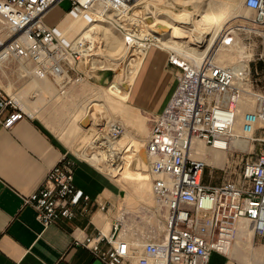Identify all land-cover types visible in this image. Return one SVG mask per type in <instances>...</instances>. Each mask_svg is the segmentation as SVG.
<instances>
[{
	"label": "built area",
	"instance_id": "built-area-1",
	"mask_svg": "<svg viewBox=\"0 0 264 264\" xmlns=\"http://www.w3.org/2000/svg\"><path fill=\"white\" fill-rule=\"evenodd\" d=\"M61 1L0 0V60L28 65L32 75L52 81L63 94L87 77L78 62L92 55L93 41L83 36L66 41L58 37L56 25L44 21ZM139 1L68 0V10L82 18L91 14L108 21L123 34L127 45L147 49L155 43L132 31L131 21L137 19L130 14ZM243 4L251 16L224 26L216 41L215 50L243 47L231 64L218 62L212 51L197 63L169 52L167 62L179 74L162 110L149 118L144 148L153 203L134 211L143 231L131 240L123 218L118 217L110 234L97 231L73 237L74 246L87 249L101 264H131V260L135 264H205L211 251L229 250L238 221L250 225L256 235H264V152L242 162L239 179L216 184L203 181L205 167L214 165L196 156L199 143L242 154L243 148L230 146V141H253L258 129L264 131V0H244ZM253 38L260 45L256 54L251 48ZM245 98L252 108L242 106ZM30 116L19 99L0 87L4 128ZM123 132V126L114 121L102 134L105 140H115ZM89 199L74 184L71 160L65 154L46 172L38 188L21 195L22 204L34 208L43 228L72 218L78 208L87 212Z\"/></svg>",
	"mask_w": 264,
	"mask_h": 264
},
{
	"label": "rangeland",
	"instance_id": "rangeland-1",
	"mask_svg": "<svg viewBox=\"0 0 264 264\" xmlns=\"http://www.w3.org/2000/svg\"><path fill=\"white\" fill-rule=\"evenodd\" d=\"M215 1L220 4L218 12L216 16L206 20L205 27L210 28V30L203 32V34L211 32L219 23H222V26L236 25L245 21L244 19L242 22H238L240 20L239 16H251V11L246 10L243 6L244 0ZM194 2L195 0H140L130 14L131 19H137L131 21L134 23L132 24L135 28V30L132 31L140 34L142 33V36L143 34L147 35L150 38L147 39V41L155 43L144 50L143 48L138 49L135 45H127L123 34L108 21L99 20L89 14V17H93L92 21L89 22V17H86V15L82 18L78 14L69 13L68 0H62L56 5L57 7L54 6L55 8L44 18L46 23L48 22L52 24L51 26H55L62 18L69 14L68 22L64 27L72 23L73 20L78 23L82 21L85 22V24L81 26V29L84 25L86 26L87 23L90 24L94 22L100 25L99 28H96L95 33L88 37L93 41L92 55L90 57L86 56L78 62L79 69L89 75L90 79L85 77L83 80L74 83L67 88L63 94L57 92L52 81L48 79H39L32 75L28 65L19 64V62L14 59L4 61V64L2 63L0 65V87L9 94L18 92V94L23 97V104L32 110V112H26L37 116L42 123L45 124L52 133L56 134L77 156L81 157L80 151L88 140L89 130L91 133L92 131L93 133L97 132L95 141L99 138H104L102 137V133L106 130L110 122L117 121L124 128L123 134L115 139L116 142L120 141L123 136L130 137L133 141L138 140L137 142L128 141L125 144L123 149L124 154L118 156L117 163L124 167L127 165L130 156H136L143 164L142 167L145 168L144 173L139 174L141 176L140 179L132 177L129 178V180H121L116 172L103 171V173L115 182L121 190L119 193L121 202L124 201L123 197L125 195V202H123L125 214L122 220V226L124 229L125 227L127 228V230H125L127 231V236L131 238V240H134L136 234L143 231L142 227L138 224L139 221L134 217L136 216L135 212H137V208L143 204L151 205L153 203L152 194L150 192L148 163L143 147L150 124L149 118L153 114L158 113L164 105L176 84L179 74L178 68H172L171 65L166 64L168 54L170 51H173L196 63L198 61L195 59L202 58L200 51L197 52L191 49L195 41L192 39L196 35L190 33L192 29L191 25L200 27L202 21H200L199 18L193 19L191 23H187L186 26L184 25L186 31L182 30L181 32L185 34H182L179 40H175L177 49L176 47L173 49L172 47L163 46L161 42L155 40L152 35H156L158 32L162 31L159 30L161 25H169L172 28L173 25L170 24L171 22H169L170 20L168 18L178 13L184 5H193ZM207 2V0L199 1L201 4ZM69 29H67L64 34H58V37L70 41L71 39L67 35ZM219 33L220 30L206 54L211 51L212 48L213 52H215L214 50L217 45L216 41H218ZM253 39L255 42L253 41L251 48L253 50L252 52L256 54L260 49V45L256 41V38ZM141 51H143L144 58L137 66L134 62L132 63V61H134L132 59L135 56H139V52ZM151 51H154L152 53L155 56L152 60L146 61V56L151 55ZM239 55L240 54H237V51L232 46L227 48L220 46L215 54L216 58L223 64H231ZM255 64H257L258 67L261 66L260 61H255ZM134 65H136V67ZM109 66L114 69L116 68V77L115 81L104 89V81L99 82L96 77L103 72H109L108 77L111 79L115 75V71L113 69H106ZM147 71L151 72V76L147 75ZM148 81L151 87L147 85ZM143 84L148 88L145 90L140 89L139 86ZM163 97L164 100L160 107L155 110L151 109L150 103L148 102L152 101V99L160 100ZM246 101H248V98H245V102ZM99 103L103 105H95ZM113 103H115L116 107H113ZM80 104L83 105V110H80L79 114H77L76 120L71 119L72 112L76 110ZM244 105L243 107L247 108V105ZM151 106L152 108H156L153 103ZM88 107L89 111L86 114V108ZM117 107L126 110L129 121L125 120L123 114L121 115L118 109H115ZM250 108H252V106H250ZM72 126L73 130H71ZM253 138H255V140L249 141V146L242 150L244 151L242 154L237 152L238 150L214 154L210 147V150L208 149V151L204 150V152H200L198 156H202L207 163L209 161H214L212 165L215 167H205L203 181L216 184L220 183L222 179H239L242 162L246 159H253L257 154L264 152V131L258 129L253 134ZM115 141L109 142L113 143ZM138 165L139 164H134V167H138ZM137 172L139 171L137 170ZM136 181L142 182V184L137 185ZM155 223L156 220L152 218L151 224L155 226Z\"/></svg>",
	"mask_w": 264,
	"mask_h": 264
},
{
	"label": "crops",
	"instance_id": "crops-1",
	"mask_svg": "<svg viewBox=\"0 0 264 264\" xmlns=\"http://www.w3.org/2000/svg\"><path fill=\"white\" fill-rule=\"evenodd\" d=\"M55 7L47 12L45 18ZM68 15L57 23L56 29L61 35L70 28L67 35L72 40L85 27L81 29L85 22L73 20L64 27ZM166 64L170 65L167 60ZM150 71H147L148 76H151ZM87 78L90 79V76L87 75ZM147 85L150 86L149 81ZM145 86L143 84L139 88L145 90L148 88ZM164 97L148 102L151 109H158ZM152 103L156 108H152ZM24 108L32 112L25 105ZM80 110H83L81 104L72 112L71 119L76 120ZM199 148L200 152L209 149L199 143L196 154H200ZM63 154L71 160L74 184L90 198L86 204L88 210L83 213L78 208L72 218L59 219L43 228L36 219L34 208L22 204L21 195L38 188L46 172ZM136 183L142 184L139 181ZM120 191L103 171L73 153L34 114L20 119L10 128L0 124V264H101L87 249L74 246L73 237L82 238L97 231L110 234L113 221L118 217L124 218L125 214V195L121 202ZM236 228L237 233L229 250L226 253L211 251L205 264H264V235H256L244 221H238ZM131 264L135 261L131 260Z\"/></svg>",
	"mask_w": 264,
	"mask_h": 264
},
{
	"label": "bare ground",
	"instance_id": "bare-ground-1",
	"mask_svg": "<svg viewBox=\"0 0 264 264\" xmlns=\"http://www.w3.org/2000/svg\"><path fill=\"white\" fill-rule=\"evenodd\" d=\"M199 1L200 0H195L193 5H184L178 13H176L172 17L168 18L170 20L169 22H171L170 24L173 25V27L171 28V26H169V25H167L168 27L166 25H161L159 27V30H162V31L158 32L156 35H152V37L155 40L160 41L161 44L165 47H172L173 49H175L174 47H176V49H177V45H175V40H179L181 38V35L185 34V33L181 32L182 30L186 31V27H184V25L186 26L187 23H191V21L193 19L199 18V20L202 21V24L200 27H196L194 25H191L192 29L190 30V33H192L194 35L196 34L195 37L192 39L195 41L193 43L194 46L192 45L191 49H193L197 52L200 51L201 52L200 54L202 56H204L206 54V52L208 51V49L210 48V46H211L214 38L216 37L218 31L221 30L224 26H222V23H219L214 29H212L211 32L203 34V32L210 30V28L205 27L206 20H209V19L213 18L214 16H216L220 4H218V2L215 0H207L208 2L205 4H201V3H199ZM243 6H244V4H243ZM245 9L248 10L247 8H245ZM247 17L248 16H245V15L239 16L240 20L238 22H242ZM167 24H169V23H167ZM99 27H100L99 24L92 22L89 25L85 26L77 36H83L85 38H88L89 36L93 35L95 33L96 28H99ZM188 27H190V26H188ZM89 40H91V39H89ZM232 47L235 48V50L237 51V54H240L241 51H243V47L241 45H234ZM143 49L145 50V48H143ZM211 51L213 53V50H211ZM217 51H218V49H216L215 52L213 53L215 58H216L215 54ZM152 52H154V51H151V55L146 56V59H147L146 61L152 60L154 58L155 55ZM139 53H140L139 56H135L132 59V60H134V61H132V63L134 62L137 66L140 62L143 61V58H144L143 51H141ZM200 59L197 58L195 60H197L199 62ZM216 60L218 62H220L217 58H216ZM2 63H3V61L0 60V65ZM136 65H134V66L136 67ZM106 69H113L115 71L114 72L115 75L110 79L108 77L109 72H103L102 74H100L96 77L97 81H99V82L104 81V83H105V85H103L104 89L107 88L110 85V83L113 82V80L116 77V70H115L116 68L114 69L113 67L109 66ZM12 94L17 99H19L22 108L25 110L24 105H23V102H24L23 97L18 93H12ZM248 101L243 103L242 106H245L244 104H246L247 108H249L250 104H248ZM113 104H114L113 107L114 106L116 107L115 103H113ZM95 105H103V104L99 103V104H95ZM115 109H118V111L121 112V115L123 114L125 120L129 121L127 114H126V110H123L120 107H117ZM88 111H89V107L86 108V114ZM236 131L239 132L238 126L236 128ZM96 133L95 132L93 133V131L91 133V131L89 130V137H87L88 140L84 144L83 149L80 151L81 157L88 160L96 168H98L102 171L116 172L117 176L119 178H121V180L122 179L129 180V178H132V177L140 179L141 176L139 174L144 173L145 168L142 167L143 164L141 163V161L136 156H130L129 160L127 162V165L124 167L120 166L117 163L118 162L117 161L118 156H121L124 154L123 149H124L125 144L128 141H133L132 138L127 137V136H123L120 141L116 142L115 140H105L104 135H102V137H104V138H99L95 141V135H97ZM109 141H115V142L111 143ZM137 141L138 140H134L133 142H137ZM249 144H250V142H248L247 140H243V139H233L230 141V146H236V147L241 146L243 149H246L249 146ZM144 145H145V140H144ZM100 146L103 148H101ZM97 148H101V149H97ZM210 149L212 150V152L214 154L219 153V152H226L224 150L211 148V147H210ZM144 152H145V148H144ZM199 152H200V148H199ZM145 156H146V160L148 163L146 152H145ZM196 156L205 160L202 156H200V155L198 156V154ZM208 163L214 164V161H209ZM134 164H136V165L139 164V165H138V167H134ZM137 170L139 172H137ZM148 172H149V168H148ZM149 175H150V173H149ZM246 229H248V228L246 227Z\"/></svg>",
	"mask_w": 264,
	"mask_h": 264
}]
</instances>
